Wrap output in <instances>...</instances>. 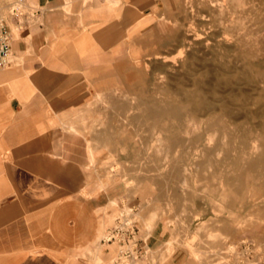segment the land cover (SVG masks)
<instances>
[{"label": "crops", "instance_id": "crops-1", "mask_svg": "<svg viewBox=\"0 0 264 264\" xmlns=\"http://www.w3.org/2000/svg\"><path fill=\"white\" fill-rule=\"evenodd\" d=\"M30 1L38 22L12 30L11 64L0 69V264H115L117 244L97 242L112 197L103 203L87 173L88 138L99 134L82 124L118 79H134L133 51L173 43L160 19L177 0ZM165 237L155 224L137 245Z\"/></svg>", "mask_w": 264, "mask_h": 264}, {"label": "rangeland", "instance_id": "rangeland-1", "mask_svg": "<svg viewBox=\"0 0 264 264\" xmlns=\"http://www.w3.org/2000/svg\"><path fill=\"white\" fill-rule=\"evenodd\" d=\"M17 1L26 3L29 12L35 10L30 0H0V10L4 12L7 5ZM263 2L177 0L176 8L160 19L166 30L176 35L173 43L165 49L159 50L154 44L150 50L133 51L126 66L134 70V79L128 82L118 79L113 92L91 106L90 117L82 125L88 136L96 132L99 138H88L92 150L98 153L94 154L87 144V173L100 180L96 191H101L103 203L112 197L104 208L107 213L102 215L111 219V224L101 229L97 242L106 238L114 219L122 212L129 213V208L133 209L138 231L135 240H145L155 224H161L166 232L162 242L144 248L146 254L142 257L122 262V258L117 260L118 256L115 264H173L178 254L184 258L180 264H210L225 244L238 245L245 240L252 245V260L264 264V173L248 171L242 164L238 169L217 166L222 153L198 151L190 145L188 136L162 132L157 126L152 130L141 113L145 101L161 97L157 88L188 87L194 83L196 50L189 46L190 40L235 44L243 39L248 45L254 43L261 36L264 23ZM241 11H246V15L241 16ZM219 56L215 64L203 63L210 69L205 73L211 83L204 92L214 99H218L220 90L213 84L221 76L230 79L234 75L231 70L219 75L216 65L221 61ZM257 61V71H263L264 54ZM247 62L252 65V60ZM243 102L248 99L244 97ZM231 104L233 101L225 96L217 106ZM169 122L172 129L175 124ZM251 123L264 127V118ZM254 126L250 127L255 138L264 147V130L260 132ZM70 128L74 129L72 125L66 126L69 131ZM259 150L253 158L262 153ZM235 156V152L230 155ZM224 178L231 179L232 184H225ZM85 264L91 262L85 260Z\"/></svg>", "mask_w": 264, "mask_h": 264}, {"label": "bare ground", "instance_id": "bare-ground-1", "mask_svg": "<svg viewBox=\"0 0 264 264\" xmlns=\"http://www.w3.org/2000/svg\"><path fill=\"white\" fill-rule=\"evenodd\" d=\"M246 13V11H241L240 15L245 16ZM261 25V36L251 45L246 44L243 39H239L235 44H222L217 41L204 44L190 40L189 46H193L196 50V55L193 58L194 83L188 87L163 86L161 89L157 88L156 92L161 97L145 101L141 110L143 117L148 120L150 128L153 130L157 126L162 129V132L188 136L190 145L198 151L222 153L223 158L216 164L217 166L219 164L223 168H227L226 165H229L238 169L242 164L243 168L248 171L263 174L264 147L255 138L252 131L254 124L251 123L264 118V70L257 71L259 66L257 59L261 54H264V23L262 22ZM216 53L221 56H216ZM218 56L221 57V61L216 64L219 75L226 70L233 71L234 75L230 79L226 76H218L219 80L213 85L220 91L218 99H214L212 95L207 96L204 92L205 86H210L211 83L206 80L205 73L210 69L205 68L203 63L207 61L215 64V58ZM248 59L252 60L251 66L247 62ZM208 75L210 78V72ZM225 87L227 90L224 92L222 89ZM225 96L229 97L233 104L218 107L217 103L224 101ZM209 97H212L211 100ZM244 97L248 99V102H243ZM134 116L136 117L137 114ZM186 116H188V120L185 119ZM169 121L175 124L172 129L168 127ZM250 123L252 127H250ZM254 128L259 129L260 132L264 130L262 125H255ZM157 133L159 132L157 131ZM216 137L219 138L218 141H216ZM175 143L176 141H174ZM259 149H262V153L257 158H253V154L260 152ZM232 152L236 153L235 157H230ZM172 167L176 168V164H173ZM223 181L229 186L232 184L231 179L224 178ZM106 238L102 241H105ZM227 246L229 250H233L237 245L227 244ZM116 254L118 255V250ZM122 262H126V260L123 259Z\"/></svg>", "mask_w": 264, "mask_h": 264}, {"label": "built area", "instance_id": "built-area-1", "mask_svg": "<svg viewBox=\"0 0 264 264\" xmlns=\"http://www.w3.org/2000/svg\"><path fill=\"white\" fill-rule=\"evenodd\" d=\"M37 11L29 12L28 8L17 1L7 5L4 12L0 10V69H6L11 64V39L12 30L17 31L25 26L36 23ZM130 212L120 213L114 221V226L107 231L105 243L115 242L118 246V256L125 260H136L146 254L142 246H138V239L135 240L137 229L133 217V209ZM252 245L250 242H241L235 249L229 250L225 244L210 264H257L252 260Z\"/></svg>", "mask_w": 264, "mask_h": 264}]
</instances>
